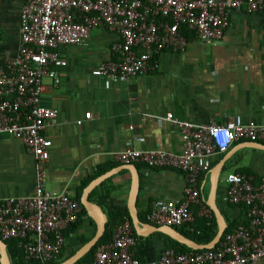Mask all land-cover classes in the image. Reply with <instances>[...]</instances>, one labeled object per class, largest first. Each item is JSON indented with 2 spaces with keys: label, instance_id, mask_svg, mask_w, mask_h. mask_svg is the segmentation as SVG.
Returning <instances> with one entry per match:
<instances>
[{
  "label": "crops",
  "instance_id": "crops-1",
  "mask_svg": "<svg viewBox=\"0 0 264 264\" xmlns=\"http://www.w3.org/2000/svg\"><path fill=\"white\" fill-rule=\"evenodd\" d=\"M28 2L0 0V65L18 55L20 13ZM120 40V35L101 23L81 45L63 48L61 55L67 66L56 69L61 84L55 86L45 79L47 91L41 98L42 106L58 112L55 126L46 130L53 141L46 165L47 190L53 195L79 198L85 210L81 202L85 189L117 169L107 179L110 181L105 180L88 198L107 217L110 212L129 211L134 180V172L114 160L115 153L129 148L182 153L181 132L165 120L167 114L194 124H225L239 115L246 122L264 125V15L234 11L221 41L193 42L178 53L167 50L159 57L156 73L108 84L91 71L115 59L112 47ZM89 112L92 119L85 120ZM79 120H83L82 125L77 124ZM249 146L246 141L236 142L227 153L213 157L211 171L200 180L201 195L209 207L213 169L222 163L216 203L227 222L237 227L247 222V213L244 207L228 201L227 176L249 171L264 177V151ZM136 166L140 173L138 216H146L154 203L183 201L188 185L185 174ZM35 177V160L24 144L1 135L0 201L31 194ZM87 181L89 184L79 192ZM82 207L78 223L66 231L65 261L83 247L82 239L91 240L97 231L96 221ZM157 228L161 229L149 222L142 223L140 232L134 228L138 236L135 251L141 264L158 261L168 249V235ZM253 264H264V258Z\"/></svg>",
  "mask_w": 264,
  "mask_h": 264
},
{
  "label": "built area",
  "instance_id": "built-area-1",
  "mask_svg": "<svg viewBox=\"0 0 264 264\" xmlns=\"http://www.w3.org/2000/svg\"><path fill=\"white\" fill-rule=\"evenodd\" d=\"M234 11L264 15V0H29L20 13L18 55L0 65V136L24 144L35 160L36 177L31 194L0 201V239L17 240L27 261L49 263L62 253L65 233L81 215L80 202L73 196L47 190L46 165L53 141L46 130L55 126L58 112L42 106L41 98L47 91L45 79L61 84L56 69L67 66L63 48L81 45L103 23L121 40L112 47L115 59L91 73L108 84L127 83L156 73L159 57L167 50L178 53L193 42L221 41ZM183 27L195 39L188 40L180 31ZM92 116L87 113L85 120ZM165 120L179 128L182 153L129 148L115 153L114 160L186 175L183 201L154 203L147 214L150 224L174 228L194 223V210L200 217L212 216L201 195V177L211 171L213 157L227 153L234 143H264V125L246 122L239 115L225 124H194L171 113ZM226 182L228 201L246 208L248 224L228 233L220 249L180 253L168 248L152 264H253L264 258V177L232 173ZM136 246L132 223L125 220L89 264H141Z\"/></svg>",
  "mask_w": 264,
  "mask_h": 264
},
{
  "label": "water",
  "instance_id": "water-1",
  "mask_svg": "<svg viewBox=\"0 0 264 264\" xmlns=\"http://www.w3.org/2000/svg\"><path fill=\"white\" fill-rule=\"evenodd\" d=\"M249 144H250L249 147H254V148L261 149L264 151V143L249 142ZM124 167H127L132 172H134V180H133L132 187H131L128 209H129V213L132 219L133 227L135 228L137 232H140L142 230V223L139 219V216L137 213V205H136L139 190H140V186H139L140 173L136 165H125ZM221 168H222V163H220L213 169L214 181H213V188H212V192L210 196L209 207L216 217V220L218 223V231H217L215 238L209 244L200 245L190 239H187L179 231H177L175 228L170 227V226H163L161 227V229L157 228V230L163 231L175 241L183 245H186L187 247L195 251L215 249L216 246L221 242L226 230L229 227V223L223 217L216 203L217 185H218V179H219ZM116 172H117V169H114L110 172L105 173L104 175L92 181L89 184V186L85 189L81 202H82V205L85 207V210L96 221L97 231L94 237L88 243H86L83 247H81L72 257H70L69 259H67L66 261L60 264H77L78 261L82 259L85 255H87L97 245L100 239L104 236L106 229H107L108 217L99 205L89 202L88 198H89V195L97 187H99L105 180L110 178ZM0 263L1 264H12V259L8 252L7 244L3 242L1 239H0Z\"/></svg>",
  "mask_w": 264,
  "mask_h": 264
},
{
  "label": "trees",
  "instance_id": "trees-1",
  "mask_svg": "<svg viewBox=\"0 0 264 264\" xmlns=\"http://www.w3.org/2000/svg\"><path fill=\"white\" fill-rule=\"evenodd\" d=\"M180 31L188 40L192 41L193 39H195V34L191 31H189L187 28L183 27ZM244 173L256 175L255 173H252L249 171H244L241 174H244ZM108 181H110V179L107 180L106 182H108ZM88 184H89L88 181L84 182L82 184L81 188L79 189V192L81 189L85 188ZM77 200L79 201V198H77ZM240 206L244 207L242 205H240ZM82 210L85 213V210L83 207H82ZM194 212L196 213L197 211L194 210ZM139 219L142 223H145V222L148 223L147 215L146 216L140 215ZM125 220H129L132 223V219H131V216H130V213L128 210H126L124 212H110L108 214L107 229H106L104 236L100 239V241L97 243V245L87 255H85L82 259H80L78 261L77 264H89L93 260L94 254L97 251V249L101 245H103L104 243L112 240L115 229L117 228V226H119ZM247 224H248V219L244 225H247ZM132 226H133V224H132ZM174 228L177 231H179L187 239H190V240H192V241H194L200 245H206V244H209L215 238L217 231H218V223H217L215 215L212 214L211 218L196 217L194 223L185 224V225L177 226ZM235 228H237V226L234 223L229 224L228 229L226 230L221 242L216 246L215 250L220 249L221 243L224 240V237L228 233L233 231ZM133 229H134V227H133ZM134 232H135V230H134ZM135 235H136V233H135ZM89 241H90V239H88V238L82 239L81 240V246H84ZM5 243L7 244L8 252H9L11 259H12V264H60V263L65 261L64 256H63V251L54 261L49 262V263H42L39 260L27 261L25 254H24V251L19 247V242L17 240L6 241ZM167 246H168V248L174 249L175 251L180 252V253L198 252V251H195L193 249H190L186 245H183V244L175 241L174 239H172L169 236L167 237ZM201 251L202 250H199V252H201Z\"/></svg>",
  "mask_w": 264,
  "mask_h": 264
}]
</instances>
